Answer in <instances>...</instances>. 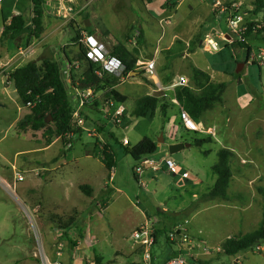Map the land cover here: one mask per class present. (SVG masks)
I'll return each instance as SVG.
<instances>
[{"label":"rangeland","instance_id":"rangeland-1","mask_svg":"<svg viewBox=\"0 0 264 264\" xmlns=\"http://www.w3.org/2000/svg\"><path fill=\"white\" fill-rule=\"evenodd\" d=\"M78 1L80 5L75 8L77 10L87 3L86 0ZM180 1L152 0L149 3L147 0H130L129 5L125 0H91L86 9L77 16L80 30L86 26L83 18L90 22L93 30H101L104 34L109 30L138 59V78L129 75L128 78H122V83L116 87V91L127 98L124 117L121 123L116 124L117 128L109 122L112 117L106 119L109 107L101 110L90 105L89 107L99 112L89 113L90 109L83 108L87 116L84 118L85 125L95 131L89 135L83 129L80 136L68 135L66 144L59 138L52 149L43 152L39 149L47 145L44 130H21L20 122L32 108L25 107L15 93V88L9 86V69L4 74L0 73V264H38L39 246L37 247L34 234L39 236V244L50 255L61 244L64 247L62 261L64 264H71L68 254L75 245L64 234L68 233L76 242L79 234L75 232L72 224L79 214L74 209L71 210L65 201L57 203L58 209L49 213L48 210L53 207L47 196L55 188L57 194L67 198L71 191L79 192L77 186L71 185V181L77 183L84 179L94 188L103 185L106 187L103 193L96 191L93 201L85 195L86 200L91 202V210L97 208L100 211L93 217L92 227L94 234L101 239L103 250L98 245L97 255L103 257V264L150 263H146L139 252L136 259H129L131 256L124 249V252L112 256L113 242L132 246L134 241L131 233L141 223H145L144 210L153 213L149 224L156 236L159 233L155 223L159 222L160 229V242L151 250V260L152 253L164 251L168 246V233L177 226H184L192 240L185 254L200 264H264V242L236 256L225 255L222 249L227 239L254 232L262 220L264 198L259 194L258 187L264 186V64H261L258 56L264 51V40L248 39L247 44L251 47L249 60L247 48L238 44L229 45L227 41H221L219 52L203 53L201 41L206 33H211L214 26H221L225 29L222 32L227 33L225 18L217 16L208 0L199 6L201 0L196 2L191 13L186 8L187 4L178 6ZM22 3L23 13H30L31 0H22ZM256 3L257 0L244 1L242 9L245 18L248 22L264 24V8L256 15ZM53 17L55 20L51 19V24H54L51 28V24L47 23L48 19H45V25H48L50 31L55 26L64 24L57 14ZM66 25L59 31L66 32ZM197 35L200 38L192 45L191 42ZM231 36L234 42L240 41L237 36ZM2 39L0 36V49L4 46ZM56 39H61L60 43L64 45L67 44V49L72 47L68 34L61 33ZM30 41V36H24L22 41L9 39V56L15 55L19 48L26 49ZM151 60L156 61L157 75L162 86L165 87L163 81L172 80L171 85L166 88L174 84L177 76L191 82L193 67L205 69L213 75L216 82L227 85L224 101L204 114L202 124L196 123L200 131L180 130L179 135L191 143L195 139L208 140L202 148L193 146L187 161L177 162L180 170L192 174L189 180L181 178L180 175L174 176L167 170L155 172L147 169L141 176L144 185H139L135 178V168L140 164L112 141L116 167L111 181L106 167L97 159L100 155L95 152V157L85 155L83 148L89 149L93 143L94 147L97 144L102 150L100 144L109 141L110 133L120 141L126 136L132 145L143 135L155 136L153 128L148 132L151 125L149 117L137 119L132 116L135 101L147 95H157L168 106L167 111L173 105V90L160 91L154 83L155 80L146 74L144 66ZM240 64L246 66L239 74L237 69ZM82 72L79 69L77 73ZM74 88L71 84L69 90ZM240 88L249 93L248 102L253 101L244 109H241L240 104H245L247 98L240 101ZM99 96L95 95L90 101L96 102ZM75 98L72 94L71 99L74 101ZM158 114L162 115L160 111ZM180 121L182 123L181 118ZM48 124L53 126L52 120ZM137 124H141L139 128ZM100 135L104 142L99 138ZM74 139L77 142L71 151ZM159 139L157 143L160 142ZM221 148L235 150L238 154L231 161L233 179L227 190L229 199L205 201L202 198L209 193L217 180L212 168L218 161L217 152ZM159 151L158 148L151 156L155 161L160 158ZM243 156L245 161L241 160ZM76 157L82 160L78 172L73 161ZM58 159L59 166L56 164ZM56 166L58 173L51 171ZM15 170L22 172L24 181L15 183ZM107 206L108 210L101 213ZM35 209L38 211L35 212ZM90 212L84 213V218L90 219ZM62 226L67 228L62 230ZM121 254L124 258L117 257Z\"/></svg>","mask_w":264,"mask_h":264},{"label":"trees","instance_id":"trees-1","mask_svg":"<svg viewBox=\"0 0 264 264\" xmlns=\"http://www.w3.org/2000/svg\"><path fill=\"white\" fill-rule=\"evenodd\" d=\"M90 1V0H86ZM149 3L152 0H147ZM33 16L28 22L24 16H13L10 20H4L5 30L2 32L3 38L14 39L15 37L25 33L31 32L34 39H40L45 32V6L47 0H31ZM255 14L257 15L264 8V0H257ZM29 25L31 26L30 29ZM260 24L251 22L248 24V31L245 33L247 40L233 42L241 47L248 49V60L251 55V47L247 44L248 39L258 38L264 40V24H261V29L253 31V27ZM91 27H83L77 31V37L74 42L79 40L81 32L86 31L92 35ZM107 36V34H104ZM200 38L197 35L191 42L192 45ZM82 46V45H81ZM113 56L121 59L125 66V70L121 76H115L104 73L102 77L97 75L101 70V66L93 63L86 58V50L81 47L79 52L73 58L71 68L72 85L80 90L91 89L95 95L100 94L101 102L86 101L84 108L90 105L94 108L100 107L104 104L110 107L112 101L115 109L125 105L127 98L114 89L117 85L122 83V78H128L131 73H139L136 67L138 59L130 52L127 45L118 43L115 46L109 47ZM66 50L65 48L63 49ZM1 59V58H0ZM87 59V60H86ZM80 63L79 68L76 64ZM79 69L83 72L81 75L77 73ZM1 71V68H0ZM240 74V73H239ZM14 80V85L19 99L26 105L30 101H36V105L31 109L20 122L21 130H44V137H46L47 145H51L56 139H61L66 144V136L73 134V136H80L83 133V128L77 127L73 121V114L75 105L71 99L70 90L64 77L61 75V67L54 59H41L37 61H30L27 64L18 67L11 75ZM190 87L186 85L176 86L173 90V98L176 99L179 105L185 110L191 119L196 123H201L202 117L205 113L212 110L216 105L222 104L224 101V93L227 89L225 83L216 82L211 78V75L199 68L193 67L190 76ZM169 81H163L164 88L171 85ZM171 90H168L169 92ZM168 106L163 103L157 95H147L136 101L132 116L134 118H147L154 115L158 111L163 114L167 113ZM115 111V110H114ZM51 116L52 124L46 123V119ZM81 116L85 118L84 109L81 110ZM87 117V116H86ZM113 123L116 124V121ZM110 139L106 144H100L102 150L96 144L94 152L100 155V160L108 171L116 167V154L112 141L116 146L122 149L134 159L135 162H140L144 158L153 156L157 150V143L150 137L143 138L136 145L130 143L124 144L119 142L113 133H110ZM115 138V139H114ZM212 139V138H211ZM208 140L195 139L191 144L193 147L202 148L203 144ZM218 161L213 166L212 170L217 175V180L214 187L202 199L205 201H227V190L233 178V170L231 161L235 157V153L227 148H221L217 152ZM135 178L138 180L137 175ZM80 189L89 197L93 196L92 189L89 186L82 185ZM259 194L264 198V186L258 187ZM75 223V221L73 222ZM73 225V224H72ZM61 227L60 229H66ZM70 229V228H69ZM69 242L76 245L68 233L64 234ZM80 235H82L80 233ZM264 242V204L262 220L258 228L247 235L232 237L223 243V253L228 256H236L240 252L258 247ZM177 255V254H176ZM175 255V256H176ZM174 257V256H173ZM94 264H103V259L97 257Z\"/></svg>","mask_w":264,"mask_h":264},{"label":"crops","instance_id":"crops-1","mask_svg":"<svg viewBox=\"0 0 264 264\" xmlns=\"http://www.w3.org/2000/svg\"><path fill=\"white\" fill-rule=\"evenodd\" d=\"M75 1H76L75 8H76V7H78L80 5V2L78 0H75ZM90 1H87V3L89 4ZM198 1L199 0H181L180 3L178 4V6H180V5L181 6H183V5L185 6V4H187L186 8L188 9V11H190L189 13H191L192 10H193V7L196 5V2H198ZM205 1H207V0H201L200 1L201 3L198 4V6L202 5V3H204ZM208 1L210 2V6L212 8L213 7L212 6L213 1L212 0H208ZM4 2H5V4H4ZM4 2L2 4V6H0V36L1 37H2L1 28H2V26H5L4 20H6V19L10 20L13 16L22 15V16L25 17V19L28 22H30L31 19H32V16H33L32 3H31V12L30 13L27 12V14H24L23 11H22V9L24 8L22 0H17L16 2H12L11 0H4ZM87 3H85L86 5H83L78 10L76 9L79 12V14H81V12L84 9H86ZM60 8L61 7H58V2L57 1H52V0L49 1V0H47V4L45 6V10H46L45 19H48L47 23L51 24V22H50L51 19L55 20L53 16H56V14L58 13ZM81 17H82V15H81ZM83 20H84V22L86 24L87 21H85L84 18H83ZM62 21H63L64 24H67L66 27H68V28L66 29L67 30L66 32L65 31H59L60 28L64 24H59V25L55 26V28H53L52 31H50V28L53 27V25H54V24H51L50 28L47 27L48 25L47 26L45 25L46 30H45V32L43 33V35H42V37L40 39L32 38L30 31L29 32H25V33L15 37L14 39H10V40L22 41L24 36H30L31 37V41H30L29 45L27 46V48L26 49L25 48H19L18 52L15 55H13L12 57L9 56L10 48L8 49V46H7V42H8L9 39L8 38L7 39L3 38L2 39V43H3L4 46L2 47V49H0V58H1L0 59V68H1L0 73L4 74L5 71H7L9 69V75H12V73L18 67L23 66V65L27 64L30 61H37V60H41V59H54V60H56L59 63V65L61 67V71L63 73V77H64V79L65 78L67 79V80L65 79V81H66L67 86L69 88L71 86V84H72V78H71L72 61H73V58L76 56V54L79 52L80 48L82 47L81 44L79 43L81 35L79 37V40L77 42H74V39L78 36L77 35V31L80 30L79 20H78L77 17L75 18L74 23H68V22H66L63 19H62ZM30 28H31V26H29L28 29H30ZM220 30L223 31L225 29H223L221 26H214L210 31L211 32L212 31L213 32H217V31H220ZM91 32H92L93 36L98 38L108 48L111 47V46H115L118 43H121V42H119L117 39H115L112 36V34H111V32L109 30H107V36H104L105 32H102L101 30H95V29L93 30L92 29ZM61 33L63 35H65V34L69 35V40L70 39L72 40V43H70V45L72 46L71 48L67 49L65 47V45H67V44L64 45V44L60 43L61 39H56L58 35H61ZM208 33H206V34H208ZM205 36H204V38H205ZM227 37H228V39L230 41L229 45H231L234 42L233 37L231 35H229V34L227 35ZM56 42H58V43H56ZM202 42H203V39L201 41V52L205 53L202 50ZM0 46H1V43H0ZM64 48L66 49L65 51L63 50ZM128 49L130 50V48H128ZM21 50H24L26 52V54H27L25 56V58H23V60L18 59V55H19V52ZM130 52L132 53L131 50H130ZM7 60H9V61L6 62ZM245 66L246 65L244 64V67ZM198 68L202 69L200 67H198ZM202 70L206 71L205 69H202ZM209 74L211 75L212 79L215 80L213 75L211 73H209ZM79 75H81V74H79ZM132 75L135 76V78H138V77H136L137 74L134 75V73H132L131 76ZM4 77L5 76L3 75V78ZM157 77H158V75H157ZM179 77H182V76H177L176 80ZM154 83L156 84V86H157V83L161 84V82L159 80V77L156 79V81ZM9 86H13L15 88L14 80L12 78H11V82H9ZM116 87L114 89H116ZM14 91H15V93H17L16 88L14 89ZM156 91L157 90H153V92H156ZM71 92H72L73 95H75V90L74 89H72L70 91V94H71ZM72 94H71V96H72ZM247 95H249V93L246 92L244 90V88L243 89L240 88V92H239L240 101L242 99H246L248 97ZM175 101H177V100L176 99H171V102H173V105L172 104L170 105L172 107H171V109L169 111H167L166 114L161 113L162 115H160L157 112L154 115L149 116V118L151 120V125H149L150 127L148 129V132L151 130V128H153L155 130V133H154L155 136L150 137L148 135H143V137L141 139H139V141L137 142V143H139L145 137H150V138L154 139L156 141V143H157V139H159L160 136H161V139H159L160 142L158 141L159 143H157V147L160 149V151H159V154H160L159 160L155 161L154 159H152V157H149L150 159L154 160L155 162H157L159 164V170H153L155 172H158V171L165 172L166 170L168 171V169H167V167H166V165H165V163L163 161L165 159L171 157L168 154V146L169 145L174 144V143L190 144V146L186 147L183 150V152H182L183 162L187 161V159L190 157V154H191V151H192L191 150L192 149V146H191L192 143L187 141V140H185V139H183V137H181L179 135L181 129H184L186 132H190V131L186 130L183 127V125H182V123L180 121V118H181L180 117L181 106H179ZM248 101H249V98H247L245 104H242V106L240 104L241 109H242V107L244 109V107L247 104H250V103L253 102V101H251V102H248ZM73 102H74V104H76V98L74 99ZM96 102H101L100 96L98 97V100ZM110 102H111V104L113 103L112 101H110ZM111 104H110V107H109L108 105L106 106L104 104V102H102L100 104V107H99L101 110L102 109L106 110L107 108L105 109V107H109V109H108L109 111L106 114V117H107L106 119L107 120H108L109 116L112 117L113 113L117 110V109H115V106H111ZM126 104H127V102L125 103V105ZM135 104H136V101H135ZM125 105H123V106H125ZM86 109H90L91 110V112H89V113H94V111H95L91 107H88ZM95 112H99V111H95ZM109 122H110V124H112L113 126L116 127V124L113 123L114 122L113 119L111 121H109ZM104 124H106V123H104ZM200 124H202V123H200ZM137 125H138V128H139V126L141 124H137ZM87 130H95V129L87 128ZM134 130H136V128ZM58 140H60V139H56L51 145H44V147L40 148L39 150L44 152V151L52 149V147H54L56 145ZM125 140H127L128 143L132 144V142L126 136L123 137V141H120L118 139L119 142H122V143H124L126 145V143L124 142ZM76 142H77L76 139H74V145H73L71 151L74 150ZM136 144H133V145H136ZM83 150L85 151L84 152L85 155L88 154L91 157H95L94 156L95 153H94V144L93 143L90 145L89 149L88 148H85V149L83 148ZM232 151L235 153V155L238 156V154H237V152L235 150H232ZM97 159L100 160L99 157H97ZM241 160L245 161L246 158L243 156V157H241ZM73 161H74V163L77 166L76 167V169H77L76 172L80 171V169H81L80 168L81 167V161L82 160L80 158L76 157V159H74ZM56 164H57V166H59L60 159H58ZM57 166L55 168H53L51 171H53V172L56 171L57 172ZM60 167L63 168V165H61ZM60 167H58V168H60ZM107 172H109V171L107 170ZM168 173H170V172L168 171ZM170 174H172V173H170ZM180 174H181L180 175L181 178L186 179V180H189L192 177V174H190L186 170H180ZM183 174H187L188 176L186 178H184V177H182ZM172 175H174V174H172ZM59 176L60 175L58 174V177ZM174 176H177V175H174ZM79 180H82V179H79ZM84 180L82 182L78 181L77 183H74V182L71 181V185L73 187L77 186V188L79 189V192L76 191V190H75L76 192L71 191L68 194L67 198H64L61 195L57 194V190L55 188L52 189L53 192L48 193V196H47L48 200L52 201L51 206L53 207L52 209L50 208L51 210H48L49 213H52L53 210L58 209L57 203H61V202L64 203V201H65L67 206L68 207L70 206L71 210L74 209L79 214V216L75 220V223H73V226H74V228L76 230L75 232L76 233L78 232V234H79L78 237H76V240H75L77 242V244L75 245V248L72 251H70L69 254H68V257H69V260L71 261V264H88V263L89 264H94V260L97 257L103 258V257L97 255V246L99 245L102 250H103V248H102V245H101V239H100L99 235L96 236L94 234V231H93L94 229L92 227L93 217L96 215V212H97V214H99L100 211L97 208H95V210H91L92 209L91 202L86 200V198H85L86 194L80 189V186L86 185V186L91 187L93 196L90 197V199L92 201L95 199V195L97 194L96 191L99 190L100 192L102 191V193H103V191L105 190L106 187H105V185H103L101 187L94 188L93 186H91L89 184V181H84ZM231 182H232V180H231ZM199 183H202V181H199ZM33 191H35V190H33ZM18 196H19V194H18ZM20 196H21V194H20ZM21 199L24 201V198L22 196H21ZM24 204H25V202H24ZM108 208H109V206L104 208V210H102L101 213H104L106 210H108ZM34 211L37 212L38 209H35ZM88 211H91L90 212L91 213L90 219H88L87 217L84 218V216H83L84 213H86ZM92 211H94V212L92 213ZM158 213H161V212H158ZM151 215H153V213L151 214L148 210H144L143 218L145 220V223L144 224L141 223V225L137 226L134 229V231L136 229H139V228L143 227L146 224L151 223L149 221V218H150ZM158 224H159V222L155 223V228L157 229V233H159L158 236H156L157 241H156V245L155 246H157L159 244V242H160V239H159V237H160V229L158 227ZM80 233L82 235H80ZM132 233H131V235H132ZM74 236H75V234H74ZM113 245L114 246H111L112 247V253H113L112 256H115L117 254L122 253V251L124 252V250H127L128 251V253H127L128 256H131L129 259H134V258L136 259L137 252H139L141 254L142 259L144 257V255H143V252H144L143 250L144 249L139 247V246H137V245H135L134 243L132 244V246H128L126 244L124 245L121 242L115 241V242H113ZM140 249H143V250H140ZM153 249L154 248H152V250ZM164 251H166V252L164 253ZM164 251H159V252L156 251L155 253H152V260L150 261L149 264H164L166 261H168L169 259H171L173 256H175L178 253V251L176 250V247H174L170 243H168V246L164 249ZM63 256H64V254H63ZM117 257L118 258H124L122 254L117 256ZM141 263H143V260H142Z\"/></svg>","mask_w":264,"mask_h":264},{"label":"built area","instance_id":"built-area-1","mask_svg":"<svg viewBox=\"0 0 264 264\" xmlns=\"http://www.w3.org/2000/svg\"><path fill=\"white\" fill-rule=\"evenodd\" d=\"M51 1V0H49ZM58 2V7H61L57 13L58 17L65 20L68 23H74L75 18L79 15V12L75 9V0H52ZM213 1V8L217 13V16H221L225 18V27L227 30V34L222 31L211 32L206 35L202 42V50L205 53L211 52H219L221 50L220 43L221 41L230 42L227 35H235L239 38L240 41L247 40L245 37V33L248 31V24L252 21L248 22L245 18V13L242 9V5L244 0H212ZM4 0H0V5H2ZM257 29H261V24L254 26L253 31L256 32ZM5 30V26H2L1 32ZM79 43L84 47L86 50V58L93 63H96L101 66V70L97 72L99 77H102L104 73H108L115 76H121L125 70V66L120 58L117 56H113L110 52V49L101 42L98 38L93 35L88 34L87 32L81 33V38ZM26 52L21 50L18 55V59L23 60L26 56ZM252 57L255 58V55L252 54ZM261 59V64H264V51L260 52L258 56ZM86 59V60H87ZM255 60V59H254ZM80 63L76 64V68H79ZM144 69L146 71L147 76L150 79H154L156 81L157 77V70H156V61L151 60L148 61ZM132 74V73H131ZM130 74V76H131ZM179 85H186L190 87L189 81L184 77H179L174 82V84L169 88H164L160 83H157L159 90H174L176 86ZM75 95H76V104H75V111L73 114V121L77 127H81L87 132L95 131V130H87L85 125V119L81 116V110H83L85 106V102L89 101L90 99L94 98L95 94L91 89L88 90H80L78 88H74ZM178 105L179 103L175 101ZM36 105V101L28 102L25 107L33 108ZM111 106H114L112 103ZM180 106V105H179ZM124 106H120L117 110L113 113L112 119L116 121V124L121 123L122 117L124 116ZM111 117V116H110ZM180 117L184 128L190 132H198L200 129L198 128L196 122H194L189 114L183 110L181 107ZM95 135V133H94ZM102 142L104 139L100 136L99 137ZM128 144V141H124ZM168 169V171L174 175H181L179 166L177 161L173 158H167L163 161ZM139 166L135 168V173L138 177L139 185H144L142 180V174L147 169L152 170H159V164L150 158H144L139 162ZM15 183H20L24 181V176L22 172L15 170ZM109 175L111 177V181L115 176V168L109 171ZM188 175L183 174L182 177L186 178ZM14 183V184H15ZM187 228L184 226H177L168 233V241L171 245L176 247L178 251L177 255L166 261L164 264H200L196 260L192 259V257L185 254L187 247L192 243L191 238L187 232ZM35 235V240L38 242V252L39 256L37 258L38 264H64L62 261L64 247L60 244L58 247L55 248V251L52 255L49 254L47 249L40 245L39 243L40 238L37 234ZM133 241L136 245H140L139 247L144 249V258L146 263H149L151 260V250L156 245V235L154 230L150 224H146L143 227L135 230L132 234ZM221 252V249H218ZM37 257V255H36Z\"/></svg>","mask_w":264,"mask_h":264},{"label":"water","instance_id":"water-1","mask_svg":"<svg viewBox=\"0 0 264 264\" xmlns=\"http://www.w3.org/2000/svg\"><path fill=\"white\" fill-rule=\"evenodd\" d=\"M127 4L130 5V0H125ZM86 27H90V22H86ZM244 67V64H240L239 68L237 69V73L241 71V69ZM136 73H134L135 75ZM61 75L63 76V73L61 71ZM52 120V117L49 116L46 119V123H49ZM190 144H184V143H174L168 146V154L177 162H183V156L182 152L186 147H189Z\"/></svg>","mask_w":264,"mask_h":264}]
</instances>
